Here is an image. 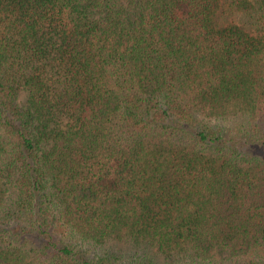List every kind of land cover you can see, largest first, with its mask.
I'll return each mask as SVG.
<instances>
[{
	"label": "trees",
	"instance_id": "16d2710c",
	"mask_svg": "<svg viewBox=\"0 0 264 264\" xmlns=\"http://www.w3.org/2000/svg\"><path fill=\"white\" fill-rule=\"evenodd\" d=\"M0 264H264V0H0Z\"/></svg>",
	"mask_w": 264,
	"mask_h": 264
}]
</instances>
